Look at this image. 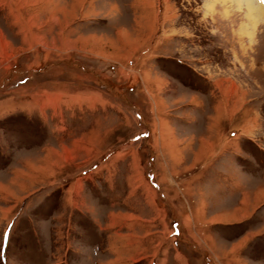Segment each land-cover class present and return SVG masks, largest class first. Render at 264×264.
<instances>
[{"label":"rangeland","instance_id":"1","mask_svg":"<svg viewBox=\"0 0 264 264\" xmlns=\"http://www.w3.org/2000/svg\"><path fill=\"white\" fill-rule=\"evenodd\" d=\"M26 1L13 0L12 20L0 0V264H167L172 250L236 264L234 249L264 264V196L253 191L264 180L232 199L254 216L221 227L233 239L218 248L209 227L231 207L218 208L208 171L162 165L171 126L175 144H228L264 171V13L246 18L236 0H116V31L108 16L90 19L97 0L72 14L64 0ZM21 16L36 36L22 35ZM198 210L194 240L180 235L176 221Z\"/></svg>","mask_w":264,"mask_h":264},{"label":"crops","instance_id":"2","mask_svg":"<svg viewBox=\"0 0 264 264\" xmlns=\"http://www.w3.org/2000/svg\"><path fill=\"white\" fill-rule=\"evenodd\" d=\"M94 0L90 1L91 3L94 4L93 2ZM35 1L32 0L33 4ZM54 4V8L56 7V10H60V4H61V0H53L52 1ZM96 2V0H95ZM30 2L27 0L26 2H24L23 5L25 4H29ZM84 3V0H64L63 1V5L66 6V10L68 11L69 14H72L73 10H75V7L79 4ZM90 4V3H89ZM97 4L101 5V11H99V13H97L98 11L92 7H90L88 9V12L91 14L90 19L94 20V21H103L105 16L109 17V25L112 28V30H116L117 31V27H120V15L122 12V9H120L118 7V2L116 0H97ZM10 10H11V19L13 20V0H11L10 2ZM103 7V8H102ZM44 10V8H42ZM42 10V11H43ZM7 11V10H6ZM65 11V12H67ZM20 13V9H18V14ZM67 13V14H68ZM97 13V14H94ZM94 14V15H93ZM66 15V14H65ZM37 16V15H36ZM33 16V19H39L38 17ZM15 22L18 20L17 17H15ZM21 19H19L21 21V33L22 35H24L25 37H28V34H32L33 36H36L35 33H30L29 32V26H39L38 24H33V22H30V18L27 17L26 19L23 18L22 16L20 17ZM32 19V20H33ZM73 19L72 17H66V18H62L61 16H53L48 18L47 20L52 21V22H59L60 21V26L62 27H67L68 26V22L69 20ZM18 20V21H19ZM46 20V18H45ZM34 21V20H33ZM38 21V20H36ZM25 23V24H24ZM23 24V25H22ZM52 28H54L55 24L51 23ZM50 25V24H49ZM57 25L59 26V24L57 23ZM146 26H148L147 24H145ZM140 27L142 28V25L140 24ZM51 28V25H50ZM53 30V29H52ZM1 31V29H0ZM2 32V31H1ZM7 32V31H6ZM3 34V33H2ZM4 35H6V37L8 36H12V34H8L5 33ZM43 35V34H42ZM129 36V35H128ZM106 41H104L105 43ZM7 43L8 45H12L11 41L7 39ZM91 52H93V50H91ZM97 53H91L93 55L98 54V55H102L101 57L107 59V57H111L112 59H118L115 57H121V56H117L115 54H108L106 52H102V51H96ZM90 53V52H89ZM128 53V52H127ZM198 104V101L196 102ZM196 107L193 110V114L192 117H190L186 122H192L195 121L197 116H196V109L199 108ZM72 103H67L64 106L66 107H71ZM57 109L58 107H63L62 105L60 106H55ZM93 108V106H92ZM195 111V112H194ZM54 113H56L54 111ZM57 116V114H56ZM177 116H172V121H178V119H176ZM184 121V120H183ZM175 124V122H173ZM169 129H167L166 133L168 132V134H164L165 135V139H167L168 137L170 139H175V141L171 140L170 142H166L167 144H165V150H163V157H164V162L162 165L163 169H164V173L165 175H173V169L172 166L176 163V162H180L184 159L186 160H191V163L188 164H193L196 163L197 161H201L200 164L196 165L197 169L194 173L198 174L199 173H203L204 171H208L207 175L212 177L210 179V187H211V191L214 192L215 194H217V196L221 199V200H216V203H218V208L220 206L228 208V210L230 211H225V212H220L221 216L217 217V218H213L212 219V223H211V227H209L210 232L214 233L215 236H218L215 240L216 243L215 245H218L220 242L221 244L225 245L227 240L229 241L230 239L226 238L225 236L229 237V235L223 234L220 231L221 227H226V226H231L232 224H236V223H242L243 221H246L247 219L251 218L253 215L249 216L252 212V206H246V202L244 205L241 204V211L237 212L236 211V207H237V203L233 202L232 199L235 197V195L238 193V197H242V195L246 192L249 191L250 188H248L249 186H251L253 184V182H260L262 180H264V171L261 168L258 167H252L251 163H252V159H248L246 156L241 158L240 154L237 153V150H235L234 148L227 146L228 144H206L204 143V138H201V143L202 144H191V140L189 144H175V142H180L176 137L173 138V132L176 133V130H174V128H172L171 126H168ZM164 132V131H163ZM162 134V133H161ZM163 135V134H162ZM163 138V136H161V139ZM193 142V141H192ZM230 145V144H229ZM219 146V147H218ZM243 147V145L241 146ZM240 147V149H241ZM219 149L217 152L216 150ZM263 149V148H262ZM190 150V151H189ZM192 150V151H191ZM240 151V150H239ZM242 152V151H241ZM192 153V154H190ZM250 167V168H249ZM155 175V171H151L150 174L151 175ZM205 173V172H204ZM195 175V174H194ZM190 178H192V176H190ZM189 178V179H190ZM157 183H160L159 181ZM160 185V184H158ZM258 185V184H257ZM252 187V186H251ZM252 190V189H251ZM255 195V199L260 198L261 196H264V183L259 185L258 187H255V189H253ZM254 199V200H255ZM239 201V199H238ZM214 202V201H213ZM204 203V201H203ZM205 206H207V204H204ZM193 210V209H192ZM235 210V211H234ZM260 214L262 216V220L260 221V223H264V207L260 210ZM226 214V215H225ZM239 214V215H238ZM258 214V212L255 213V215ZM223 215V216H222ZM202 214L201 211H197V215L194 214V212L191 211L190 214L187 213V215H185V220L182 221L183 224H181V221L178 220L176 221L178 223V228L177 231H179L180 233V228H181V233L180 235L182 236H187L189 239H193V234L190 232L189 229V224H195V222L197 223V219L201 218ZM230 217V219H228L229 221H225L223 218L224 217ZM239 216V217H238ZM241 216V217H240ZM249 216V217H248ZM233 217V219H232ZM204 218V216L202 217ZM224 225V226H222ZM232 229H234V227H231ZM174 230V229H173ZM172 230V235L174 234V231ZM246 230L243 233H245ZM224 233V232H223ZM185 234V235H184ZM220 234V235H219ZM209 236V241L212 242L213 237ZM234 238L236 236V234H233ZM240 236V235H239ZM233 239V238H232ZM232 239L230 241H232ZM194 240V239H193ZM201 242H197L198 246H202ZM222 245H218V248L221 247ZM236 245H234L235 247ZM238 246V245H237ZM236 246V247H237ZM240 250H232L231 252V256L228 257V261H238V263L236 264H251L248 263L247 261H245V259H241V255H240ZM216 253V254H215ZM214 257L216 258V260H219L220 263V257L223 255H220L219 253L215 252ZM218 254V255H217ZM256 262V261H255ZM162 263V262H161ZM165 264V263H162ZM167 264H190V262L183 257L182 253L179 251H175L172 250L170 252V258H169V262L167 259Z\"/></svg>","mask_w":264,"mask_h":264},{"label":"bare ground","instance_id":"3","mask_svg":"<svg viewBox=\"0 0 264 264\" xmlns=\"http://www.w3.org/2000/svg\"><path fill=\"white\" fill-rule=\"evenodd\" d=\"M236 2L240 5L241 9H245L246 18L264 13V7L256 0H236ZM221 109V107L216 108L217 111H220Z\"/></svg>","mask_w":264,"mask_h":264}]
</instances>
